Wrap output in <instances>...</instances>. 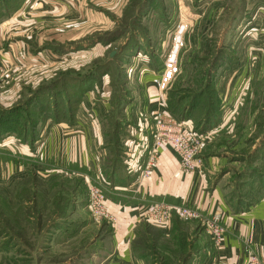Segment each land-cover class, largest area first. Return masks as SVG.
Returning <instances> with one entry per match:
<instances>
[{"label": "rangeland", "instance_id": "374dc122", "mask_svg": "<svg viewBox=\"0 0 264 264\" xmlns=\"http://www.w3.org/2000/svg\"><path fill=\"white\" fill-rule=\"evenodd\" d=\"M180 23L186 29L175 47L178 73L158 92L161 100L165 95L166 113L172 112L168 101L175 102L180 121L205 135L200 166L232 211L240 212L264 191V0H0V67L8 70L0 80V110L23 107L37 129L49 130L74 124L84 101L100 107L102 100L109 138L126 107L134 117L146 112L149 85ZM236 65H243L244 80L227 90L221 76ZM236 95L238 109L227 115ZM154 109L153 120L164 107ZM37 188L38 200L53 201L56 189ZM0 193V264H45L52 224L36 214L39 209L28 210L31 193ZM16 218L24 228L32 222L38 235L33 246L17 244ZM100 233L110 232L106 227ZM155 252L150 264L170 257ZM63 254L62 264L83 258ZM178 257L175 264H208L207 258L192 263Z\"/></svg>", "mask_w": 264, "mask_h": 264}, {"label": "crops", "instance_id": "0c3cea01", "mask_svg": "<svg viewBox=\"0 0 264 264\" xmlns=\"http://www.w3.org/2000/svg\"><path fill=\"white\" fill-rule=\"evenodd\" d=\"M244 71L243 65H236L221 76V82L228 83L227 90L232 89L244 80ZM151 82L153 86L149 85L148 102L142 101L147 107L144 108L146 112L134 117L130 115L129 106L125 108V117L120 121L122 128L116 130L122 150L118 156L107 144L109 131L103 116L108 107L102 100L98 102L103 112L100 107L84 101L74 124L61 123L49 130L46 127L40 129L38 139L32 144L14 133L0 131V188L17 191L25 188L26 184L28 187L40 184L54 190L71 185L69 190L73 197L86 200L82 204L80 199L81 202L77 201L70 209L61 232H52L45 250L46 262L64 257L65 252L66 255L72 252L71 257L77 254L74 257L80 259L81 250L91 243L96 250L85 254L79 264H150L134 251L138 235L156 249V256L158 253L171 256V252L182 248L175 239L185 235L188 237L187 249L194 241L189 258L192 263L200 258L198 262H203L207 258L208 264H246L253 254L264 256V193L242 211L233 212L221 198V191L212 187L201 166L191 172L183 171L179 157L170 145L153 147L152 114L154 108L165 109V105L154 76ZM238 98L236 95L233 109L227 115H234L238 109ZM169 115L180 121L177 114L171 112ZM113 158L116 159L115 164ZM60 181L67 182L59 185ZM73 181L75 183L71 184ZM91 187H98L104 193L105 206L113 217L112 221H100L93 216L87 199ZM160 201L192 207L199 216L173 218L168 229H161L143 216L151 205ZM46 205L45 213H50L51 202ZM215 210L223 211L225 227L224 238L218 246H212L211 236L205 227V221ZM19 222L22 233L16 237L17 244L33 246L32 242L38 235L32 222L28 228H24L23 220ZM106 227L110 230L109 235L99 238L102 228ZM211 252L214 254L209 257ZM178 259L181 261V257Z\"/></svg>", "mask_w": 264, "mask_h": 264}, {"label": "built area", "instance_id": "2783aa9c", "mask_svg": "<svg viewBox=\"0 0 264 264\" xmlns=\"http://www.w3.org/2000/svg\"><path fill=\"white\" fill-rule=\"evenodd\" d=\"M186 26L183 23L178 25L173 47L167 56L163 68L154 78L155 85L160 91H164L174 76L178 73L176 45L179 44V32H184ZM8 73L4 67H0V80ZM163 103L165 97L163 95ZM153 147L170 145L179 157L183 171L191 172L200 167L199 154L204 142V134L189 129L184 122L173 120L166 113L165 109H158L154 112L153 126ZM89 208L93 216L102 221L113 220L105 206V195L98 187H91L89 190ZM144 218L161 229H168L174 217L179 219H190L198 217V213L192 207L186 205H173L166 201H160L151 205L144 213ZM223 211L215 210L205 221V227L214 243L218 246L222 243L225 235V227L222 222ZM246 264H264V256L253 254Z\"/></svg>", "mask_w": 264, "mask_h": 264}, {"label": "trees", "instance_id": "16d2710c", "mask_svg": "<svg viewBox=\"0 0 264 264\" xmlns=\"http://www.w3.org/2000/svg\"><path fill=\"white\" fill-rule=\"evenodd\" d=\"M31 104H33V100L29 99L26 101V106H28V108H30ZM34 104H36V103H34ZM168 104H169L170 110L174 114H177V113L179 114V107L177 106V104L175 102L168 101ZM27 111L28 110L24 109L23 107H17V108L14 107L12 109L0 110V131H4L5 133L6 132L14 133V135L16 137L20 138L21 140L30 142L31 144L33 142H35L39 137V131L40 130L36 128V124H34V122L31 119V115H29L27 113ZM22 114H24V115H22ZM66 121L68 122L69 120H66ZM118 123L121 125V123L118 122V120L113 123L114 128L112 127L113 130H111L112 135H109L108 142H107L110 150L116 156L121 155V151H122L120 148V145H119V141H118L117 136H116V130L118 131L122 128V126L120 128V126L117 125ZM35 130H37V131H35ZM112 161H113V164L116 163V159L113 158ZM110 167H111V165H110ZM63 183H64V181H60L59 185H63ZM75 186H76V184L74 185V187ZM77 187H79V189H80V186H78V184H77ZM82 187L84 188V186H82ZM70 188H71V185H69L67 188L63 187L54 194L53 201L51 202L50 213L44 212V210H46V206H47L46 202H42V200H38V198H40L39 194H40L41 190L39 191V189L37 188V185H35L33 187L26 186L25 188L22 189L23 192L25 191V192H29L32 194L31 195L32 198L30 200L31 207H29L28 210L31 211L32 209H34V211H35V210L39 209L36 212V214H38L40 211L39 216L44 215L47 218V220L45 222L46 225L49 223L52 224V228L49 231V233L47 231V234H49V238L51 237L52 232L54 233V231H56V230L61 232L62 227L66 226V217H67L70 209L75 205V203L77 201H79V202L82 201L81 202L82 204L86 202L85 198L83 199L82 197H79V196H78V198H79L78 200L75 199L76 197L75 198L73 197L72 191L69 190ZM67 190H69V191H67ZM82 191H83V189H82ZM263 193H264V191L258 195L257 199L260 198V196H262ZM0 198L3 199L1 196V193H0ZM33 199H34V201H33ZM80 199H81V201H80ZM257 199H255L253 202H255ZM249 205H250V203L246 207H248ZM246 207H244V208H246ZM237 212H239V210ZM174 218L176 219V217H174ZM15 222H19V220H17V218H16ZM39 224H41V223H39ZM17 231H18L17 235H14L15 238L18 237L22 233L21 232L22 230H20V229H18ZM109 232H110V230H109ZM8 236L9 235H7L6 238H9ZM105 236L106 235H104V237ZM101 237H103V236H99V238H101ZM175 241H178L179 245L182 248H180L179 250L173 251V253L171 252L170 257L165 256L164 262H163L164 264H175L176 258L179 255H180V257L185 258V260H188L190 258V256L192 255V251H193L192 244L194 241H192L189 244L190 249L186 248L188 237H186L185 235L178 237V239L176 238ZM92 246H93V244H91V243L88 244L84 249L81 250V252L79 253L78 256L81 258L85 254L88 255V254L92 253L93 251H95L96 250L95 247H92ZM134 251L138 257L148 260V258H149L148 256L150 254V251L155 252L156 249L154 250L153 246H151V244L149 245L148 241L142 235H138L137 239L134 243ZM76 255L77 254L73 255V257ZM59 257L60 258H54L52 260H47V262H45V264H59V263H61L60 260H63L62 256H59Z\"/></svg>", "mask_w": 264, "mask_h": 264}]
</instances>
